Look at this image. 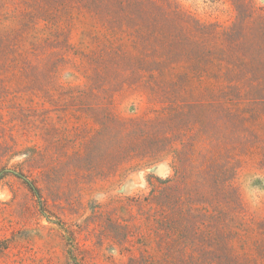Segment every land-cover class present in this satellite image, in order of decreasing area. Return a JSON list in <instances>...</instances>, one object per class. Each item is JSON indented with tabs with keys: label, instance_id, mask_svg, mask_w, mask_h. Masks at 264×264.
I'll return each instance as SVG.
<instances>
[{
	"label": "trees",
	"instance_id": "1",
	"mask_svg": "<svg viewBox=\"0 0 264 264\" xmlns=\"http://www.w3.org/2000/svg\"><path fill=\"white\" fill-rule=\"evenodd\" d=\"M232 3L225 28L195 21L171 0H0L2 67L18 41L6 23H18L24 6L53 4L67 28L88 20L84 76L110 66L154 102L149 117L97 109L98 135L111 134L118 168L169 158L170 175H148V194L127 204L149 228L155 264H264V217L235 182L246 160L264 167V13L252 0Z\"/></svg>",
	"mask_w": 264,
	"mask_h": 264
},
{
	"label": "rangeland",
	"instance_id": "2",
	"mask_svg": "<svg viewBox=\"0 0 264 264\" xmlns=\"http://www.w3.org/2000/svg\"><path fill=\"white\" fill-rule=\"evenodd\" d=\"M171 1L205 25L235 20V0ZM252 2L264 13V0ZM24 8L18 23H6L18 39L8 55L15 60L0 65V264H155L149 228L127 204L148 194V175H170L169 158L118 168L111 134L98 135L97 109L149 117L154 102L110 66L80 72L87 19L67 28L53 4ZM79 88L93 94L77 96ZM235 182L264 217V167L246 160Z\"/></svg>",
	"mask_w": 264,
	"mask_h": 264
}]
</instances>
